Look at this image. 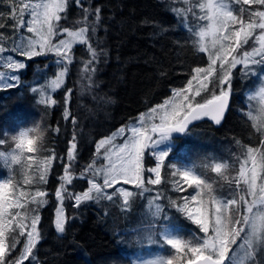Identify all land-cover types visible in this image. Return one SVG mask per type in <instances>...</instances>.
I'll return each mask as SVG.
<instances>
[{"label": "trees", "instance_id": "16d2710c", "mask_svg": "<svg viewBox=\"0 0 264 264\" xmlns=\"http://www.w3.org/2000/svg\"><path fill=\"white\" fill-rule=\"evenodd\" d=\"M81 4L84 7L89 4L92 8L99 7L101 20L95 35L91 30L87 33L88 43L72 48L73 60L68 65L69 70L61 87L55 90L48 87L59 71L53 58L37 56L25 59V69L18 71L20 83L17 87L0 89V139L5 140L0 149L7 151L12 147L6 133H15L39 119L47 130L44 150L39 159L50 158L52 162L47 182L39 185V190L46 193V205L39 208L41 219L38 231L41 239L33 249L35 260L29 257L23 264H132V255L138 252L139 241H132L136 234L122 232V219L129 210L126 211L118 202L105 199L82 202L77 206L75 195L89 189L86 178L75 177L67 185L63 200L66 230L62 235L57 234L54 227L58 204L55 193L63 183L61 177L66 168L74 175L84 174L85 168L97 155L95 148L100 139L123 126L137 124L140 116L170 100L174 90L186 88L188 81L196 74L195 68H204L208 63L206 55L194 47L190 33L181 27L183 19L175 11L183 5L180 0H81ZM61 16L65 17L59 22L61 28L77 30L84 26L83 12L76 0H69L66 13ZM91 19L93 17H89ZM89 45L97 52L103 50L105 53L94 65L89 64L92 59ZM110 56H115L113 61ZM92 67L98 71L91 73L89 70ZM249 85L236 73L231 86V106L221 124L203 119L193 124L183 136H173L175 145L161 167V183L150 185L145 182V187L150 189L145 193L150 195L147 201L163 204L162 214L171 218L168 224L173 230H176L175 226L191 228L192 224L185 213L177 210V205L183 202V193L176 191L173 183L179 177L172 176L182 159L185 158L194 167L200 160L201 156L192 151L190 143L209 141L207 148L211 155L208 160L220 158L223 161L227 157L226 153L220 155L222 142L236 143L237 140L244 145L240 148V154L244 147L255 148L260 143L261 136L254 134L245 115L247 106L244 92ZM33 88L37 92L34 93ZM68 89H72V92L65 103ZM47 97L56 100L57 104L41 105L39 101ZM206 99H210L209 90L195 97L199 103H204ZM65 108L70 113L67 120L63 117ZM73 119L76 121L75 127ZM57 128L58 133L55 131ZM73 133L76 135L77 149L75 160L70 161L67 153ZM145 160L148 164L154 162L150 156ZM208 160L198 165L196 171L201 176L202 170L207 171L203 176L216 190L219 183L215 179L218 178L205 167ZM232 174L229 179L236 176V171L228 175ZM128 187L134 193L130 199V209L141 190ZM232 188L234 184L230 188L224 181L215 193L231 198ZM172 200L176 201V206L171 205ZM191 229L196 231V228ZM120 237H127L128 242L124 244ZM23 244L24 240L20 238L11 253L19 255ZM184 263L186 260L175 264Z\"/></svg>", "mask_w": 264, "mask_h": 264}, {"label": "snow or ice", "instance_id": "6c2138e0", "mask_svg": "<svg viewBox=\"0 0 264 264\" xmlns=\"http://www.w3.org/2000/svg\"><path fill=\"white\" fill-rule=\"evenodd\" d=\"M68 3L69 0H36V2L28 0L27 3H23L17 25L21 28L25 27L23 16L27 14L30 17L27 21V32L32 36L27 38L20 36L14 41V47L11 49L29 59L49 53L54 54L59 71L56 78L48 83V87L53 90L59 89L64 83L65 75L69 70L68 65L73 60L71 55L73 44L88 43L87 33L91 30L95 35L101 20L99 7L92 8L91 4L84 7L81 0H76L77 6L83 12L82 23L84 26L77 30L61 28L59 22L65 18L61 14L66 13ZM183 3L187 7L175 9L177 15L187 17L191 13L193 19L207 21V24L200 26L193 35L198 37L194 43L196 50L200 53H208L209 66L195 68L196 74L188 81L187 87L174 90L170 100L140 116L138 126L121 127L108 137L99 140L96 145V153L99 155L103 149V158L107 163L100 167L89 165L87 171L92 172L94 177L102 174L103 184H98L95 179H90L91 187L74 197L77 206L87 201L99 202L103 199L111 201L116 193L123 198L124 205L128 206L130 199L134 197L132 191L117 188L113 195L104 192V189L119 184L121 181L140 189L141 195L150 191L145 187L143 162L146 149L156 143L154 135L151 134H160L162 140L171 132H185L193 121L203 117H208L217 125L221 124L229 108L232 69L239 64H243L246 69L249 64H264V31L256 37L260 45L259 48L245 52L241 59L232 55L238 47L248 42L255 29L264 30V11L257 10L251 13L249 22H245L243 15L246 9L243 5H264V0H235V3L241 5L239 15L231 8L230 0H183ZM196 8L200 10L199 16L195 11ZM89 17H93V19L89 20ZM13 18L16 19L15 16ZM236 24L240 26L234 29L232 26ZM184 26L189 32H192V28H189L187 24ZM61 33H67V39H60L54 43V37ZM2 39L3 37H0V40ZM5 51L6 49L0 46V53ZM89 52L92 57L89 64L92 65L99 61L101 55H105L103 50L97 52L91 45H89ZM229 56L232 57L231 60H229ZM257 56H260L261 59H255ZM0 59L4 61V66L8 69L16 70L26 67L25 63L16 62L11 56L0 57ZM217 61L220 63L218 75L215 67ZM89 71L94 73L98 69L92 67ZM89 79H91L90 75ZM19 83L18 75H5L0 72V89H12ZM209 83L213 84V89L218 84L219 94L213 90L210 99H206L204 103L196 102L195 97L200 96L201 92L207 91ZM32 91L35 93L37 89L33 88ZM67 92L65 103L70 99L72 89H68ZM39 103L55 105L57 101L47 97L41 99ZM69 116L70 113L65 108L64 119L67 120ZM156 118L159 119V123L152 122ZM72 123L75 127V119ZM55 131L58 133L59 128ZM126 131L131 135H127L122 144L115 143L116 138L124 137ZM75 141L76 135L73 133L71 147L67 153L70 161L75 160L77 149ZM4 144L5 140L0 139V145ZM26 151L32 153L33 149L28 148ZM3 152L6 151L0 150V165L8 168V158L2 155ZM167 155V152L154 154L156 166L148 168L147 171L154 174L155 178L149 179L148 184L158 185L161 183V167ZM244 155L245 158L239 165L238 175L232 179L228 178L230 166L227 163L217 162L212 170L213 173L225 180L230 188L233 184L235 185L230 193L231 198H222L215 194L213 184L198 172L193 173L191 170L179 168L172 172L173 177H179L173 181L176 191H184L183 184L185 183L195 190L194 195L184 198V203L179 207V211L185 213L187 219L197 225L199 231L204 234L203 237H194L193 239L168 238L165 240L171 249L185 257L186 264H249V261L255 264L257 253L264 251V143L259 149L247 148ZM36 164V171L39 174L38 182L46 183L51 159H39ZM28 167L30 165L26 164L21 169L24 183L34 182L33 177L27 174ZM61 180L68 184L72 183L71 174L67 168ZM15 187L13 179H5L0 183V264H8L5 258L6 233L11 234L19 229L20 235H23L25 229H30L27 231V240L19 259L12 261L11 264H23V261L29 257L35 260L33 249L41 239L40 232L37 230V224L41 217L34 213H37L39 206L45 203L44 200H37V197H44L46 193L37 191L30 201L22 202V200H26L28 194L25 191L14 194L12 188ZM66 192L64 183H61L60 190L56 191L55 195L63 201L65 198L63 193ZM69 198H71L70 194ZM28 203L36 204L37 207L29 208ZM170 203L172 206H176L175 200ZM12 209L17 211L13 212ZM21 209L23 212L20 211ZM162 211L161 205L157 203L152 211V216L158 218ZM29 219L31 220L30 224L26 223ZM13 222H15V228L12 227ZM55 228L58 233H64L66 230L63 207L57 209ZM140 231L146 234L148 242H154L153 236L156 232L153 225ZM238 241L241 242L239 245H237ZM17 242L16 236L12 235L11 248H15ZM234 245H237L239 251L233 249ZM189 254L191 255L189 256ZM166 264H173V258H168Z\"/></svg>", "mask_w": 264, "mask_h": 264}, {"label": "rangeland", "instance_id": "374dc122", "mask_svg": "<svg viewBox=\"0 0 264 264\" xmlns=\"http://www.w3.org/2000/svg\"><path fill=\"white\" fill-rule=\"evenodd\" d=\"M27 2H28V0H0V19H1L0 20V26H1L0 27V37H3V39L0 40V46H3L6 49V51L4 53H0V57L11 56L16 62H23V63H26L25 59H28V57L20 55L19 53L13 52L11 50L14 47V41L19 39L20 36H24L25 38L32 36L31 33L27 32V21L30 19V17L27 14H25L23 16V20L25 21V27L21 28V27H18V25H17V20L19 19V14H20V8L22 7L23 3H27ZM32 2H36V0H32ZM180 2L183 5L177 7L176 9H183V8L187 7V5H185L183 3V0H180ZM230 6L233 9V11L237 15H239L241 5L235 3V0H230ZM243 7L246 9V11L243 15V19L245 20V22H249L251 13H253L257 10L264 11V5L249 4V5H243ZM195 11L197 13V16H199L201 14L200 10L198 8H196ZM14 16L16 17V19L13 18ZM181 17L183 19V21H182L183 24H181V27H183L184 29H186L188 31V29L184 26L185 24H187L189 28H192V32H189V31L188 32L190 33V36H191L193 42L195 43V41L198 39V37L194 36L193 33L195 31H197L200 26L206 25L207 21L206 20L193 19L191 13H189L187 17H184V16H181ZM239 26H240L239 24H236V25H233L232 27L235 29V28H239ZM15 31H16V33H15ZM262 31H264V30H261L258 28L255 29L253 32V35L249 38L248 42L246 44H242L241 47H238L236 49V51L232 53V55L235 56L237 59H241L245 52H251L253 50V48H259L260 45H259V42L256 40V37L259 36ZM7 37H9V38L7 39ZM60 39H67V33H61L60 35L54 37L53 42L55 43ZM75 45H84V44L75 43V44H73V47ZM203 54H205L207 59H208V53L203 52ZM48 56L53 58V62L56 63L55 62L56 57L54 56V54L49 53L47 55H42L39 57H48ZM231 58L232 57L229 56V60H231ZM255 59L260 60L261 57L257 56V57H255ZM209 63H210V61L208 60L207 66H205L204 68H207L209 66ZM215 67L217 68V75H218L219 67H220L219 61H217V64ZM19 70L20 69L12 70V69L6 68L4 66V61L2 59H0V72H3L5 75H18ZM236 73L239 77H241L243 80H247L248 83L250 84L249 87L244 92V94H246L247 92L253 90L261 82V78L264 77V64H255V65L249 64L247 69L245 68V66L243 64L237 65L236 68L232 69V77H231L232 82H233V77ZM225 87H227V86L225 85ZM208 90H209V95L211 98L213 90L215 91L216 94H219L220 87L217 84L215 89H213V84L209 83ZM231 96H232V91L230 93V97ZM244 102L247 106L246 112L251 110V106L246 103V95H245ZM152 122L153 123H159V119L156 118ZM132 125L138 126L139 121L137 122V124H128L126 126H132ZM126 126H123V127H126ZM149 134H151V133H149ZM254 134L260 135L259 133H256V132H254ZM127 135H131V133L126 131L125 136L124 137H117L115 140V143L122 144L123 140L126 138ZM151 135H154V140L156 141V143L151 144L149 146V148L146 149V155L144 157V162H143L144 168H145V172H144L145 182H147L149 179L155 178L154 174L149 173L147 171L148 168L156 166L154 154L155 153H162V152L168 153L171 150V148L174 147V145H175L174 144L175 140L172 139L174 135H167L162 140L160 139V136H157L155 134H151ZM199 135L201 136L200 133H199ZM260 136L262 139H261L260 143L255 147L257 149H259L261 147V144L264 143V135H260ZM235 142L236 143H230V142L224 143V142H222V145H223V147L221 146L222 148L219 145H215V146H219L221 148L220 149L221 150L220 155H223V153H226L227 158L225 161H223V159L220 160V158L217 160H215V159L208 160L210 158V155H211L209 149L207 148V144L210 143L209 141H207L205 143L201 142L200 144H198L197 142H192V143H190V148H193L192 151H194V153L198 154L201 157L207 156L206 160H208V164H207V162L205 164V167L207 169L209 168L210 163H217V162L227 163L230 166L229 173L231 171L232 172L236 171V176H237L238 170H239V165L243 161V159L245 158L244 154L246 153L247 148H249L251 146L244 147L242 154H240V151H241L240 148H242L244 145L240 144V142H238L237 140H235ZM0 150H2V149H0ZM9 150H7V151H9ZM2 151H4V150H2ZM95 151H96V148H95ZM25 154H26L27 158H29V159H27L26 164L30 165V167H28L26 169V171H27V174L29 176L33 177L34 182H32V183H24L23 172L19 166H14L12 169H8V168H5L4 166L0 165V171L3 170L1 175H0V183H2L5 179H13V182L16 185V187L12 188V192L14 194H18L19 191H25L28 194L26 200H22V202L30 201L31 197L33 195H35V193L37 191H40L39 185L44 184V183L38 182L39 174L36 171V169H37V164H36L37 155H36V153H29L26 151ZM147 156H150L153 158V160H154L153 164L147 163V161L145 160ZM106 163H107V161L103 158V149H101L100 154L96 155L95 159L93 160V162L90 165H93L94 167H100ZM146 164H148V165H146ZM51 168H52V162H51V165L49 167L48 174L50 173ZM177 168H179L181 170H189V169L194 168V166L192 165V163L188 162L184 158V159H182L181 162H179ZM87 169H88V166L85 168L84 174H80V175H74L73 173H71V171L69 169H68V171L71 174V179H74L75 177L86 178L88 180V183H89L90 179H95L96 183L102 185L103 184V175L101 174L99 176L94 177L93 173L87 171ZM197 172H199V171H197ZM210 172H212V171L209 168V173ZM201 173H203V175H206L207 171L202 170ZM212 174L214 176H217V178H218V180L215 179L219 183L218 189L215 190V192H217L222 187L223 182L225 180L221 179L220 176L216 173L212 172ZM64 175H65V172H64ZM203 175H202V177H204ZM232 176H233V174L230 176L228 175V178H231ZM47 178H48V175H47ZM207 181H209V180H207ZM99 182H101V183H99ZM63 183H64L65 188L67 189L68 183H66L64 181H63ZM128 186L134 187V185H132V184H124L121 181L119 184H116L110 188L104 189V192L108 195H113L114 193H116L117 188H124L125 190L131 191V189ZM90 187H91V185L89 184V188ZM183 187L185 190L180 191L183 193V196H182L183 202L181 204L177 205V207H178L177 210H179V207L184 203L185 197H190L191 195L195 194V190L193 188L189 187L186 183L183 184ZM234 187H235V185H234ZM58 190H60V187L58 188ZM140 193L141 192L136 194L134 204L132 206L130 205V209H129V205L128 206L124 205L123 198L118 193L113 195V199L111 201L105 199L108 202H118L121 204V206L126 211L129 210L128 213L125 216H123V219H122V222L124 223V226H123L124 230L122 232L123 233H129V234H131V233L136 234L137 237L134 236L132 241L133 242L139 241L138 245H137L138 246V248H137L138 252L136 254L132 255V264H154V261L156 260L157 257L173 258V264H175L176 262H180V261L185 260V257L182 254H177L174 249H171V247L165 243V240L168 238L193 239L194 237H203L204 234L201 233L199 231V228L197 229L198 226L193 224V223L191 224V228H196L195 232L191 228L181 229V226H175L177 228H176V230H173V228L170 227V224H168L169 219H171V218L166 216V215H163L162 213L160 214V216L158 218H154L152 216V211H153L155 205L157 203L158 204H160V203L147 201L150 198V195H145V193H143L141 195ZM215 194H217V193H215ZM63 195H64V193H63ZM220 197L224 198V194L220 195ZM56 199L58 201V204H57V208L55 210L54 227H55V222L57 219V209H59L61 207H63V209H64L63 201H61L57 197H56ZM37 200H44L45 201V203L40 205L39 208H42L43 206L46 205L45 196L44 197H37ZM160 205L163 208V204H160ZM27 206L29 208H36L37 207L36 204H32V203H28ZM12 211L15 212L17 210L12 209ZM20 211L23 212V209H21ZM34 214H38L40 216L39 211L37 213H34ZM64 217H65V210H64ZM9 219H12V218L9 217ZM17 219H19V218H17ZM65 221H66V217H65ZM26 223L30 224L31 220L29 219L28 221H26ZM149 225H153L155 228V232H156V234L153 236L154 242H151V243L148 242L146 234L140 231L143 228H147ZM161 226H165V227L162 228L161 230H157V229H160ZM12 227L15 228V222H13ZM29 230L30 229H25L23 235H20L19 229H16V231L14 233H11V234L6 233L5 246H6L7 251L5 254V258H6V261L8 262V264H11V262L14 260H18L19 256H20V254L17 255L18 256L17 257L16 255H13L11 253V251H12V248H11L12 235L16 236L17 241L20 238H22V240H24L23 245H25L26 240H27V231H29ZM37 230H38V224H37ZM55 230H56V228H55ZM56 232H57V230H56ZM57 234L62 235L63 233L57 232ZM126 238L120 237L122 242L124 241V244H126L128 242V240ZM141 238H143V239L141 240ZM237 243H238L237 245H239L241 242L238 241ZM237 245L235 247L233 246V249L236 251H239ZM165 246L167 247V249H164ZM164 250H166L165 253H164ZM9 255H11V256L9 257V259H7V257ZM190 255L191 254H189V256ZM26 260H24V261H26ZM249 264H253V262L249 261ZM255 264H264V251H260L257 253V256L255 257Z\"/></svg>", "mask_w": 264, "mask_h": 264}, {"label": "clouds", "instance_id": "9594fccd", "mask_svg": "<svg viewBox=\"0 0 264 264\" xmlns=\"http://www.w3.org/2000/svg\"><path fill=\"white\" fill-rule=\"evenodd\" d=\"M246 103L251 106V110L245 113L248 121L254 132L264 135V77L261 82L251 91L246 94ZM7 141L12 147L9 151L3 152L2 155L8 158V169L14 166H19L23 169L26 166L27 156L26 149H33L32 153L37 154V162L40 153L44 150V145L47 137V130L43 127L39 119L26 127H21L15 133H6ZM207 159V156L201 157L196 162L194 168L189 169L196 173L198 165L202 164ZM216 163H210L209 168L212 171ZM167 257H157L154 264H166Z\"/></svg>", "mask_w": 264, "mask_h": 264}, {"label": "water", "instance_id": "95a60500", "mask_svg": "<svg viewBox=\"0 0 264 264\" xmlns=\"http://www.w3.org/2000/svg\"><path fill=\"white\" fill-rule=\"evenodd\" d=\"M230 106H231V97H230V100H229V108H230ZM229 108L227 109V111H226V113L228 112V110H229ZM226 113H225V115H226ZM224 115V116H225ZM204 118H208V117H203L202 119H204ZM202 119H200V120H202ZM209 119V118H208ZM223 119H224V117H223ZM223 119H222V121H223ZM200 120H197V121H193L189 126H188V129L185 131V132H183V133H181V132H176V131H174V132H171L170 133V135H175V136H183L190 128H191V126L193 125V124H195L196 122H198V121H200ZM209 120H211V119H209ZM212 121V120H211ZM212 122H214V121H212ZM215 123V122H214ZM156 135H160V134H156Z\"/></svg>", "mask_w": 264, "mask_h": 264}, {"label": "bare ground", "instance_id": "6f19581e", "mask_svg": "<svg viewBox=\"0 0 264 264\" xmlns=\"http://www.w3.org/2000/svg\"><path fill=\"white\" fill-rule=\"evenodd\" d=\"M3 4H4V3H3ZM16 8H17V7H16ZM6 16H7V15H6ZM0 20H1V19H0ZM5 20H6V19H5ZM114 20H115V19H114ZM2 25H3V24H2ZM11 26H12V25H11ZM11 26H10V27H11ZM0 27H1V26H0ZM3 27H4V26H3ZM153 27H154V26H153ZM160 29H161V28H160ZM17 30H18V29H17ZM110 30H111V29H110ZM12 32H13V31H12ZM17 32H18V31H17ZM151 32H152V31H151ZM159 32H160V31H159ZM15 33H16V31H15ZM154 36H155V35H154ZM11 37H12V36H11ZM8 38H9V37H7V39H8ZM155 38H156V37H155ZM4 39H5V38H4ZM150 40H151V39H150ZM148 41H149V40H148ZM3 42H4V41H3ZM152 42H153V41H152ZM110 49H111V47H110ZM110 49H109V50H110ZM109 54H111V53H109ZM110 58H111L112 61H113V59L115 58V56H114V58H112V56H110ZM111 59H110V61H111ZM108 61H109V59H108ZM112 61H111V62H112ZM111 62H110V63H111ZM110 70H111V69H110ZM116 117H118V116H116ZM47 140H48V139H47ZM49 141H52V140H49Z\"/></svg>", "mask_w": 264, "mask_h": 264}]
</instances>
